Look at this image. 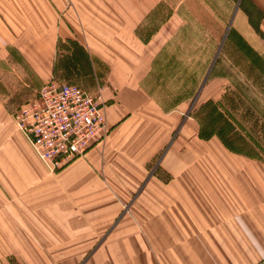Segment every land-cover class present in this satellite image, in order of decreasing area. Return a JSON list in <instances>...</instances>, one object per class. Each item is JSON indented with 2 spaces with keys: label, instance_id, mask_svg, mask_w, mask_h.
<instances>
[{
  "label": "crops",
  "instance_id": "obj_1",
  "mask_svg": "<svg viewBox=\"0 0 264 264\" xmlns=\"http://www.w3.org/2000/svg\"><path fill=\"white\" fill-rule=\"evenodd\" d=\"M190 1L0 0V65L26 78L6 97L0 86V264H264V163L200 129L189 84H166L190 76L184 45L206 27L178 16ZM198 6L226 27L230 72L264 76V0ZM65 44L109 131L52 171L14 113L55 78Z\"/></svg>",
  "mask_w": 264,
  "mask_h": 264
},
{
  "label": "rangeland",
  "instance_id": "obj_2",
  "mask_svg": "<svg viewBox=\"0 0 264 264\" xmlns=\"http://www.w3.org/2000/svg\"><path fill=\"white\" fill-rule=\"evenodd\" d=\"M198 7V0L190 1L186 4L187 11L178 13V16L183 19L188 17L198 20L197 16L199 14L206 19L204 20L206 26L204 29H194L193 35L200 42L184 45L185 55L190 59L189 70L191 67V74L187 76V74H184L185 70L179 71L175 75L168 76L166 84L174 93H178L177 90L180 89L181 85L189 84L190 105L187 111L188 114H186L197 119L200 129H205L206 133L217 132L227 144L230 145L231 143L244 152L252 154L254 159L264 163V76H243L239 73L241 69L237 68V65L233 68V72H230L232 67L229 60V47L225 45L224 40L220 44V38L225 35L226 27L217 28L218 21L214 19L216 17L214 12H199ZM178 19L176 17V20ZM202 34L205 35L204 38ZM203 39L204 41H202ZM61 49L64 54L60 58L61 68L59 70L57 68V74L53 78L61 83L76 84L86 92L93 94L87 90L92 87V84L86 85L90 79L89 76H85L81 72L85 70L84 64L81 63V69L77 70L76 65L73 64L74 61L69 59V52L76 49L75 46L65 44ZM17 62V60L11 58L6 68L5 65H0V79H2L0 86L4 89L3 93H6L5 97L11 91L14 93L17 87H21V85L25 87V73L21 67H17ZM215 62H218L216 68ZM21 66L27 72L26 68L23 65ZM197 66H199L200 71L198 77L193 74V69L197 70ZM202 66L204 67L203 73L201 72ZM238 78L247 81L246 86L240 84L246 87L243 89L249 90L247 93L243 91L239 84L236 86ZM219 100H222L224 107L221 106L217 109L214 102ZM201 101H205V104H203L205 106L197 109L201 105ZM199 102L200 104H198ZM217 103L219 104V102ZM251 103L255 105L261 103L262 106L257 107L251 105ZM202 117H205L204 121ZM214 117L220 121L219 125L213 124ZM241 133L247 137V143H241L242 141L234 139L236 136L239 137Z\"/></svg>",
  "mask_w": 264,
  "mask_h": 264
},
{
  "label": "built area",
  "instance_id": "obj_3",
  "mask_svg": "<svg viewBox=\"0 0 264 264\" xmlns=\"http://www.w3.org/2000/svg\"><path fill=\"white\" fill-rule=\"evenodd\" d=\"M104 107L101 94L52 78L15 111L14 120L37 155L56 171L105 139Z\"/></svg>",
  "mask_w": 264,
  "mask_h": 264
},
{
  "label": "trees",
  "instance_id": "obj_4",
  "mask_svg": "<svg viewBox=\"0 0 264 264\" xmlns=\"http://www.w3.org/2000/svg\"><path fill=\"white\" fill-rule=\"evenodd\" d=\"M53 71H54V72L56 71V67H55V68H53Z\"/></svg>",
  "mask_w": 264,
  "mask_h": 264
}]
</instances>
